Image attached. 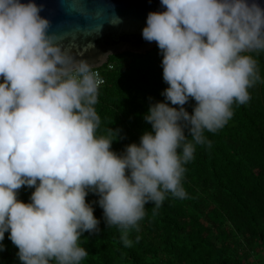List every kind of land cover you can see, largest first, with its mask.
I'll list each match as a JSON object with an SVG mask.
<instances>
[{
	"label": "clouds",
	"instance_id": "clouds-1",
	"mask_svg": "<svg viewBox=\"0 0 264 264\" xmlns=\"http://www.w3.org/2000/svg\"><path fill=\"white\" fill-rule=\"evenodd\" d=\"M141 37L161 55L163 102L138 143L112 151L119 130L98 135V72L66 51L34 0H0V242L19 264H81L79 241L106 227L138 228L145 206L186 198L184 165L250 100L261 77L252 53L264 52V6L256 0H160ZM194 101L192 112L184 105ZM175 106V107H173ZM190 137V139H189ZM33 191L18 199L21 187ZM98 199L86 202L89 194ZM86 239V238H85ZM5 246L0 243V251Z\"/></svg>",
	"mask_w": 264,
	"mask_h": 264
},
{
	"label": "trees",
	"instance_id": "trees-1",
	"mask_svg": "<svg viewBox=\"0 0 264 264\" xmlns=\"http://www.w3.org/2000/svg\"><path fill=\"white\" fill-rule=\"evenodd\" d=\"M251 55L261 79L248 89L246 104L231 106L224 127L204 133L211 146L195 145L193 159L184 165L186 198L168 194L158 209L146 205L125 247L121 230L105 226L102 209L92 203L98 197L90 193L86 202L100 220V232L81 237L89 254L81 264H264V52ZM161 59L156 46L145 54L110 56L106 64L112 68H99L105 82L94 106L97 134L119 130L112 144L117 154L151 131L143 116L150 104L164 101ZM194 103L190 99L186 111L191 113ZM32 191L22 186L18 199L29 202ZM7 237L0 242L5 246L0 264H19Z\"/></svg>",
	"mask_w": 264,
	"mask_h": 264
},
{
	"label": "water",
	"instance_id": "water-1",
	"mask_svg": "<svg viewBox=\"0 0 264 264\" xmlns=\"http://www.w3.org/2000/svg\"><path fill=\"white\" fill-rule=\"evenodd\" d=\"M27 2V0H21ZM50 22L57 42L76 59L93 69L105 65L110 56L145 54L156 47L141 37L149 12L164 9L160 0H34ZM264 6V0H256Z\"/></svg>",
	"mask_w": 264,
	"mask_h": 264
},
{
	"label": "built area",
	"instance_id": "built-area-1",
	"mask_svg": "<svg viewBox=\"0 0 264 264\" xmlns=\"http://www.w3.org/2000/svg\"><path fill=\"white\" fill-rule=\"evenodd\" d=\"M106 65V68L107 69H111L112 68V66L110 65V64H105ZM96 72H98V74H99V78L102 80V83L99 85V88H98V91H99V89L104 85V82H105V79H104V77H103V74H102V72L99 70V68L98 69H94Z\"/></svg>",
	"mask_w": 264,
	"mask_h": 264
}]
</instances>
